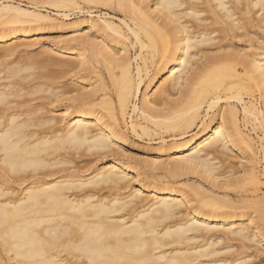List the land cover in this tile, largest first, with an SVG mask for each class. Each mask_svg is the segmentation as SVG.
Here are the masks:
<instances>
[{"label":"bare ground","instance_id":"6f19581e","mask_svg":"<svg viewBox=\"0 0 264 264\" xmlns=\"http://www.w3.org/2000/svg\"><path fill=\"white\" fill-rule=\"evenodd\" d=\"M101 1L103 0L98 2L106 4L109 0ZM261 2L262 0H117V6L126 13L131 26L123 19L120 24H116L107 17H98L91 19L87 27L95 32H112L118 37L117 35L123 36V25L133 36L134 43L139 45L140 51L149 50L151 58L159 53L161 64H157V69L142 91L140 107L134 104L131 111H138L143 122L161 126L163 120H171L173 127L182 129L179 140L171 144L176 147L169 150L174 151L176 167L188 174L198 173L204 181H209L211 188L208 190L195 184L191 186L196 191L195 205L191 204L192 198L185 193V189L184 191L182 187L179 189L171 184L162 188L154 187L148 200L142 196L141 188H147L144 182H140L138 188L130 189L127 194L120 192L132 185L131 178L137 179L144 172L138 165L129 163V157H125L127 151L122 145L126 137L121 130L120 121V116L123 119L128 112L132 98L141 92L143 75L140 67L136 66L137 77L134 78L131 69L129 70L128 60L125 61L122 67L123 77L117 87V103L105 99L95 102L92 95L67 97L76 102L73 103V107H76L65 111L68 121L65 126L58 127L55 126L57 122L55 123L53 116L42 115L41 110L46 105L41 106L42 102L39 103V93L45 92L46 96L49 95L47 97L54 99L66 89L57 91L56 88L55 91L50 85L49 87L46 78L50 77L48 72L45 74L49 76H41L38 72L39 75L34 77V71L28 69L29 64H25L26 67L15 64L11 66L15 71L7 75L3 71L7 64H0V100L7 101L0 103V120L16 121L15 125L6 129L11 132L12 141L7 146L0 144V154L7 148L9 162L15 165L18 172L15 184L20 186L17 189L15 185L11 188L0 187V222L4 219V212L15 218L7 229L0 228V251L4 252L3 240L6 239L9 243L8 252L12 253L11 258L14 260L19 256L22 261L28 258L29 264H57L60 260H73L79 264V253L95 250L99 237L105 236L108 237L103 245L105 248L119 247L127 254H136L137 249H144L147 244L146 252L135 258L147 257L159 264H170L173 260L181 261L182 264H227L225 257L216 256L222 246L217 244L219 239L227 240L230 236L229 239L232 237L240 242L244 241L243 244L251 242L261 246L259 227H264V197L232 201L216 197L213 193L214 187H223L227 183L229 185V181L233 180L219 179L231 176L232 156L240 160H252L250 164H253L248 165L249 169L246 168L249 170L246 181H251L256 186L260 181L257 171H254V164L258 152L264 156V68L261 67L264 48L258 43L254 47H231L232 42L228 45L231 48H228V43L222 44V40L237 30H241L238 31L239 35L247 33L248 25L253 20L256 21V26L264 27V21L260 19L264 8L257 7ZM0 12H10L18 21L47 19L31 10L1 2ZM15 28L12 27L13 31L0 39L8 37V40H14L31 36L30 30L21 28L17 31ZM108 36L110 39V35ZM84 38L82 37L83 42H88ZM11 47L3 49L4 55L12 52ZM91 47L97 49L94 44ZM179 48H182L183 54L177 60L175 57ZM104 49L98 48V51L111 57ZM213 50L215 53H209ZM56 52L66 58H80V65L86 63L83 62L86 56L81 50L66 48ZM169 55L173 57L172 60L168 59ZM47 60L49 63V59ZM63 63L67 65L66 62ZM78 65L76 61L69 60V67H66L74 69ZM162 65L168 70V74L160 80L164 84L167 81L164 87L165 97L173 91L180 92V95L176 101L172 100L173 105L165 108L164 101L163 108H156L161 105V99L158 97L159 100L155 101L151 85L160 75ZM191 69L194 70L193 74H189ZM181 86H184L182 90ZM253 92L257 94L260 105L253 102ZM32 95H36L39 101ZM244 95H250L254 99L245 102ZM222 100L228 101V107L217 110L216 107ZM237 103L242 107V122ZM204 106L206 113L201 116ZM213 108L216 110L207 118V110ZM7 113L12 115H6ZM251 115L255 120V123L252 122V129H260L263 136L260 137L258 152L246 132L251 128L248 124L251 122ZM137 124L134 120L130 122L132 131H135ZM147 128L141 127L142 132ZM165 146L158 149L159 160L153 159L157 164L147 161L149 168L151 164H156L163 170L167 169V163H163V156L167 152ZM83 151L91 156H110L87 177L81 175L82 172L78 174L75 170L66 171L62 168L61 164L72 162L70 156L69 159L65 157L66 154L79 155ZM2 166L3 158L0 155V167ZM104 190L107 192L104 193ZM224 208L229 210L225 211ZM236 208L250 209L252 216L248 213L244 219L247 210L237 213L234 210ZM259 246L256 244V247ZM237 254L240 256L242 253ZM242 256L233 257L235 259L231 260V264H242L251 257L250 254ZM3 259L0 253V260Z\"/></svg>","mask_w":264,"mask_h":264},{"label":"rangeland","instance_id":"374dc122","mask_svg":"<svg viewBox=\"0 0 264 264\" xmlns=\"http://www.w3.org/2000/svg\"><path fill=\"white\" fill-rule=\"evenodd\" d=\"M98 1L100 0H97V2L96 0L94 1L92 0L91 2H88L86 0H73V2H70L69 0H0V2L3 4H11V5L20 6L21 8L31 10L36 14L47 17L45 21H31V22L26 21L25 22L22 20L18 21V19H16V17H14L13 14L10 12H0V38L3 37L4 35L10 34L13 31L11 30L12 27H16L15 29H17V31L20 30L21 28L31 31V36H27L26 38L14 39V40L12 39V40H7L6 42L0 43V62H1L0 64L6 63L7 65H9L10 62H12L11 66H15V64L16 66L29 64L28 66H30L31 70L30 68L28 69L31 72L34 71L35 73L33 74L34 77L38 74V72H40L39 74H41V76H44L43 74L45 73L46 74L49 73L50 75L49 78L53 81L49 80V78L46 77L47 80L49 81L48 86L50 85L51 88L53 87L55 91H56V88H57V91L59 89L61 91L66 89L62 95L54 99L53 98L50 99V97H47L49 95L46 96L47 93L45 92L39 93L41 94V97L46 96L45 98L41 99L40 97L39 99L41 100L39 103L41 102L43 103V104L41 103V106L46 105V106H43L44 107L43 111L41 110V113H43L42 115H45V116L47 115L50 117L53 116V118L56 119V120L54 119L55 123L57 122L55 126H58V127L65 126L68 121L65 111L66 110L69 111L70 109L76 107V106L73 107V103L76 104V102L69 100L67 97H70V96L71 97L72 96L81 97L83 95L85 96L92 95L96 99L95 102H98L100 99H105V100H111L113 103H117V87L123 77L122 67L125 65V63L128 60L129 70L131 69L130 71L132 73V76H134V78L137 77L135 76L137 75L136 74L137 67H140V69L142 70L141 75H143L142 83L140 87L141 92L137 95V97L132 98V101L129 105L130 107L128 109V112L124 115L123 119L121 118L119 111L117 112V114L120 116V119H121L120 120L121 130L125 133V137H126L125 138L126 141L122 145L127 151V155L125 154L126 155L125 157L126 158L129 157L128 158L129 163H131L132 165H138L141 168V170H144V172H142V174L137 179L131 178L132 180H130V182L132 185H130L129 188H125L123 190L121 189L120 192L122 194H127V192L130 189L132 190L133 188H138V186L140 185L139 183L144 182L147 184L146 186L147 188H141L142 196L144 198L146 197L145 199L148 200L147 198L151 197L152 189L154 187L162 188L166 186L167 184L169 185L171 184L172 186L176 185L175 187L178 186L179 189H181V187L183 190L185 189L186 190V191L184 190L185 193H187V195L190 198H192L191 199L192 201H190L191 204L195 205L197 203L196 202L197 200L195 201L196 191L191 186L195 184L196 186H201L205 189L210 190L211 188L209 187V181L208 180L204 181L202 177L200 178V175H198V173L197 175L196 173H192L194 174L192 175L191 173L190 174L185 173L186 171L180 168L178 169V167H176L177 164L174 158L175 156H174L173 150L165 152L163 156V158L165 159L164 160L165 162L163 163L165 164L167 163L165 166L167 168L166 169L167 171L165 170V168L163 170L160 166L159 168L156 165L157 163L154 161V160H159L157 157L159 147L164 146V145L166 146L171 145L173 142L178 141L179 140L178 138L180 136L182 129L173 127V123L171 120H163V123H161V126L160 124L154 125L151 122L147 123V121L143 122V120L139 116L138 111H135V112L131 111L132 105L134 104L138 106V108L140 107L142 91L144 90L146 83L148 82V80L150 79L154 71L157 69L158 65L161 64L159 53H156L154 57L151 58L149 50L142 49L140 51L139 45L137 43L136 44L134 43L133 36L131 35L130 32L126 30V28L123 25H121L123 36L117 35L118 37H116V35L112 32L106 33V32L101 31L102 32L101 33V32H95L94 30H88L87 27L89 26V21L91 19H96L98 17L100 19L107 17L110 20L114 21L116 24H120V20L123 19L127 21L131 26V23L126 13L123 11V9L117 6V0H109V1L107 0L108 2L105 0L107 2L106 4L104 3L105 5L99 3ZM105 1L103 0L101 2H105ZM248 26L250 29L248 28L247 33H243V34L240 33L239 35V32H241V30H237L234 32V33L237 32L236 34L238 35H236L232 32L233 34L231 33L229 35H226L224 40H222L223 41L222 44L225 43L226 45L228 43L227 44L228 46L230 45L229 43L232 42L231 47L234 46V47H239V48H246L248 47L247 45H251L250 47H254L255 45L260 44L259 42L262 39H264V35H263L264 32H261L263 34L260 33L261 28L258 25L256 26L255 20H253L252 23L249 24ZM250 26H252V28ZM258 29L260 30L258 31ZM105 33L107 34V37H109L108 35H110V39L105 37ZM82 37L83 38L85 37L84 39H86V41L88 42L84 43ZM252 38L255 40H253ZM115 39H117V41H115ZM92 44L97 46L96 47L97 51L92 49L93 48L91 47ZM7 46L8 47L12 46L11 48L13 50L10 54L4 55L3 49L7 48ZM103 47L105 48L104 50H106V52L111 54L112 58L98 51V48L103 49ZM124 47L125 48L127 47L126 50H124L125 49ZM229 47L230 46H228V48ZM66 48L67 49L68 48L78 49V50H81L82 53L84 52L83 54H85L86 60H84L83 62H86V63H84V65H80V62H81L80 58H76V57L66 58V57H63L57 54L56 52L57 50L66 49ZM224 49H227V47ZM209 53H215V52L213 50V52L211 51ZM47 59H49V63L51 64L48 63ZM67 60L68 62L69 60L74 61V62L76 61V63H79V65L76 66V68H74L75 70L71 68L69 69ZM52 62H54V64H52ZM63 62H66L67 65L64 64ZM27 65H25L24 67H26ZM32 65L34 68L31 67ZM194 67L193 69L195 70ZM194 70L189 71L190 72L189 74L191 73L193 74ZM57 73L59 74L57 75ZM238 73H241V70L240 71L238 70ZM33 75H32V78H33ZM49 75H46V76H49ZM25 82L27 83V81ZM162 84H163V87H162ZM164 87H166V84H164L163 82L162 83L160 82L159 84L156 85L155 88H153L155 91L154 90L152 91L155 92L154 94L155 101L161 99L159 101L161 105L165 101L164 106L165 108H167V105L168 106H170V104L173 105V103L171 102L176 101V99H178L180 95L178 93L180 92L175 91L176 94H174L175 92L173 91L170 93L171 95L168 94L167 97H165ZM183 87L184 86L180 87L181 90ZM35 94H38V93H35ZM39 94L37 96H39ZM253 95H255V99L252 98L250 95H244L245 102H248L254 99L253 102L257 105H260L257 94L253 92ZM35 96L36 95H34L33 98L38 99V97H35ZM47 98H49V100ZM35 99H33L34 102H36ZM155 103L157 104L158 102H155ZM161 105H158L156 108L158 107L163 108L164 106L163 105L161 106ZM227 107H228V101L222 100L220 105H217L216 108L217 110H220V109L224 110V109H227ZM237 109L240 114L239 119L242 122L243 114L241 112L242 110L241 105L238 104ZM215 110L216 109L214 108L207 110L208 114L206 117L209 118L210 116H212ZM205 113H206V106L202 108L201 116H203ZM133 120L134 122L136 121L138 123L136 125L135 131H132L130 127V122ZM249 121H251L250 123H248L249 125H251V128H248L246 132L252 138L253 147L257 151L259 150V146L261 144L260 137H263V136L261 134L260 129H259L260 131L258 130V128H256L255 130L252 129L254 126L253 123H255L254 117H252V115ZM143 126L148 127L145 132L144 131L142 132L141 130V127ZM194 131H196V129ZM87 153L88 152L83 151L81 154L79 153V155L78 154H74V155L66 154L65 157L66 158L68 157V159L71 157L70 160L72 162L65 163V165L64 163L61 164L63 165L62 168H65L66 171L67 169H69L70 171L75 170L74 172H77L78 174L82 172L81 175H84L87 177V175H89V173H91V171L94 168L100 167L102 163H104V161L108 160L107 157L110 156V154L105 155V156L102 155L101 157L97 155L91 156V154L89 153L87 154ZM147 161L152 162V163L155 162L156 163L155 165L157 166V168H155L156 166L154 164H151L149 168L148 164H146L148 163ZM250 161L253 162L252 160H248L245 158L240 160V158L236 156H232L231 161H230V165H232L231 176H229V178L228 176L227 178H225L226 177L225 176L219 179L231 180L232 178L233 180L229 181V185L227 183L226 185L224 184L223 187L222 186L219 188L214 187L213 188L214 195L220 198L225 197L227 199H231L232 201H239L243 199L253 200L256 197H259V198L264 197V169H263L264 156L262 155L261 152H258L257 160L255 161V164H254L256 165L255 166L256 168L254 169V171L255 170L257 171L256 173H258L259 178H260V181L257 183V186L251 181H246L248 180V176H249L248 167L253 164V163L250 164ZM172 162L173 164H176V165L173 166ZM152 165L153 167L154 166L155 167L153 168ZM58 166L60 168V165ZM172 166L173 168H170ZM224 166L225 165H222L221 167H224ZM233 168L235 170H233ZM244 169H246V171H244ZM171 171L172 173H170ZM173 171L177 173L179 171L181 172L179 174L177 173L175 174ZM15 186H14L15 189L20 188V186L17 187L16 184ZM255 187L257 188L256 190L254 189ZM106 192L107 191L104 190V193ZM226 209L227 208H224L225 211ZM228 210L229 209H227V211ZM234 210L238 213V212H246L245 210L247 209L236 208ZM248 213L251 215L250 209L247 210V214L244 217V219L247 218V215H249ZM229 237L227 240L224 238H221L222 240L220 241L219 239V241L222 244L219 241H217V244L219 246L220 245L222 246H220V249L218 251V254L216 253L217 254L216 256L221 257V258L225 257L226 260H228L227 264H231V260L237 257H241L243 254L244 255L242 257H245L246 254H250L251 257H248L247 259H245V261L242 262V264H247V261L252 260L255 257H256L255 259L257 260L259 259V252L262 249H261V246L258 245V243H254L255 244L254 245L253 243L250 242L249 243L250 245H249L247 244L248 242L246 241L247 243L243 244L244 241H241L242 242L241 243L240 240H237V239L235 240L232 237L231 239H229ZM228 244L231 247H229ZM256 244L260 248L256 247ZM225 246H227L226 248L228 249L226 248L224 249ZM245 246H249V248ZM0 253L5 258V256L3 255L4 252L2 250L0 251ZM237 253H242V254H240L239 256V254Z\"/></svg>","mask_w":264,"mask_h":264},{"label":"snow or ice","instance_id":"6c2138e0","mask_svg":"<svg viewBox=\"0 0 264 264\" xmlns=\"http://www.w3.org/2000/svg\"><path fill=\"white\" fill-rule=\"evenodd\" d=\"M239 7H243L242 4H238ZM258 8H264V0L260 4L257 5ZM261 21H264V14L261 15ZM261 32H264V27L261 28ZM9 38L5 37L4 40H0V43L6 42ZM182 40V38H181ZM261 47L264 48V39L260 41ZM183 54L182 48L177 50V54L175 59H179V55ZM169 60H172L173 57L169 55ZM261 67L264 68V58L261 59ZM4 74H10L14 72V68L11 67V62L9 65H6L3 69ZM168 74V70L161 66L160 75L157 77L156 81L151 85L152 88H155L157 84L160 83V80L163 79L165 75ZM167 81H165V84ZM163 87V85H162ZM0 103H7L5 100H0ZM6 115H12L11 113H7ZM15 119L10 122L6 119L0 120V144L7 146L12 141V136L10 131H6L10 127V125H15ZM183 143V141H182ZM176 147L175 145L165 146V151H169L171 148ZM187 150V149H185ZM3 158V166L0 167V187L3 188H11L15 185V178L18 176L17 169L15 165L10 164L9 155L7 148L5 151L0 154ZM4 219L0 222V228L7 229L9 223L14 221V217L10 216L7 212L2 213ZM254 227H258L257 225H253ZM259 231L261 234V251L259 252V259H252L247 261V264H264V227H259ZM108 237L100 236L97 240L98 247L95 250H86L82 253H79V264H159L158 261L153 259H148L145 257L144 259L135 258L136 255H141L146 252L148 245L145 244L144 249H137L136 254H127L123 253L119 247L105 248L103 245L106 242ZM4 253L5 258L0 260V264H29L28 258H24L22 261L18 256L17 259H12V253L8 252L9 243L6 239L3 240ZM57 264H76L73 260H60L57 261ZM170 264H182L181 261L173 260ZM183 264H187V262H183Z\"/></svg>","mask_w":264,"mask_h":264}]
</instances>
